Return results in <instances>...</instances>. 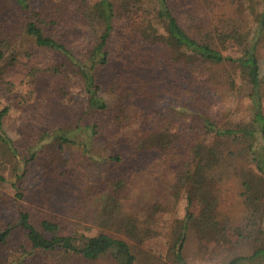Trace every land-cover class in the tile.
Listing matches in <instances>:
<instances>
[{"label": "trees", "instance_id": "trees-1", "mask_svg": "<svg viewBox=\"0 0 264 264\" xmlns=\"http://www.w3.org/2000/svg\"><path fill=\"white\" fill-rule=\"evenodd\" d=\"M6 6L22 14L23 21L13 22L12 17L0 29V60L22 36L33 46L21 49L25 61L20 63L19 79L0 68V93L10 101L0 109V164H12L9 174L20 181L27 166L49 145L57 151L56 160L62 153L69 154L66 167L78 155L83 161L106 163L114 176L103 186L87 184L80 191V203L69 213L71 220L96 231L84 246L77 247L71 234L61 233L56 220L20 208L19 256L10 264H30L37 255L56 253L54 264H73L65 258L69 254L77 264H98L96 260L108 254L113 264L142 261L138 249L145 233L131 211L128 192L135 186L136 171L149 169L159 160L171 167L163 169L162 176L166 185L172 182L174 195L186 187L187 198L197 201L213 222L218 206L215 183L230 178L227 168H218L240 161L238 195L244 204L253 203L255 215L260 212L264 192L263 200L254 203L257 194L249 164L264 182L262 76L257 56L264 33V0H7ZM238 42H249L240 56L224 53L227 45ZM42 52L52 60H39ZM65 68L75 71L76 80L67 76ZM223 71L240 80V89L246 88L248 116L239 117L234 111L216 118L205 103V88L215 89ZM40 74L59 79L51 92L61 100L48 104L46 95L41 97V113L49 129L29 134L23 147H17L4 129V119L16 106L12 100L17 83L30 79V98ZM181 76L196 92L173 94L177 104L168 101L160 110L170 96L167 89ZM71 85L82 88L84 106L74 108L80 113L76 119L59 122L54 108L69 110L71 102L65 99ZM209 135L211 141H206ZM98 140L103 155L93 151ZM3 157L16 161L3 162ZM191 164L201 170L198 182L192 181ZM7 176L0 174V184ZM12 186L20 203L24 192L16 182ZM13 230L0 231L1 246L9 243ZM180 237L179 264L184 240ZM256 258H264V239L249 257L235 256L228 264ZM0 264L7 263L1 258Z\"/></svg>", "mask_w": 264, "mask_h": 264}, {"label": "rangeland", "instance_id": "rangeland-1", "mask_svg": "<svg viewBox=\"0 0 264 264\" xmlns=\"http://www.w3.org/2000/svg\"><path fill=\"white\" fill-rule=\"evenodd\" d=\"M6 3L7 0H0V29L5 25V22L12 21V17L13 22L23 21L22 14L8 8ZM244 4L247 5V2L245 1ZM245 11L248 13L247 8ZM247 26L248 28L251 26L249 16ZM20 33L22 35L21 30ZM246 41L250 40L246 39ZM248 45L249 42L230 44L227 45L228 50L224 53L240 56ZM25 46L31 48L33 45L22 36L19 43L12 50L7 51L5 57L0 60V68L10 73L9 76L14 80L19 79L22 74L20 63L24 62L25 58L21 49ZM257 56L262 76L261 111L264 114V33L257 43ZM37 58L43 63L52 60V56L44 52L38 54ZM66 72L67 76L76 80L77 74L74 70L66 69ZM28 81H30L29 78L25 79V84L17 83L18 93H16L15 100H12L16 101L14 104L16 106L4 119V129L17 147H23L29 134L49 129V122L41 113L43 105L41 97L46 95L48 104L52 99L61 100L51 92L52 85L59 84V79L51 78L46 74L38 75L35 92L30 98L27 92L30 88ZM239 82V79L235 80L228 72L223 71L215 84V89L205 88L204 101L216 118H220L223 113L232 115L234 111L239 117L248 116L250 100L245 94L247 93L246 88L238 87ZM170 87V90L167 89L170 96L160 105V110H164L168 101L173 100L171 95L192 93L194 90L196 92V87L193 89L194 87L186 76L175 78ZM202 91L203 89L200 90V93ZM69 93L68 99H65L68 104L71 102L69 110L64 112L59 107L60 105L54 108L59 122L64 120L67 123L71 119H76L80 113H77L75 109L77 107L83 109L85 101L82 88L71 85ZM9 103V99L0 93V109ZM24 103H27L28 106L22 107ZM171 104L176 105L177 101H172ZM206 141H211L210 135L206 136ZM100 143L101 141L98 140L93 148L97 155L104 154L99 148ZM54 153L57 151L46 145V148L39 152L40 156L36 162L27 166L26 174L20 181L9 174L12 164L6 163L4 166L0 164V174L8 175L7 181L0 184V231L8 228L14 229V235L9 243L0 245V259H5L7 264L19 256L18 245L22 232L17 228V224L20 208L31 211L37 216L44 215L56 220L61 225V233L71 234L74 238V245L77 247L84 246L87 238L96 232L71 220L69 213L80 203V191L87 184L90 186L91 182L94 186H103L112 180L114 176L111 167L106 166V163L97 164L96 162L83 161L78 155L70 158L68 167H66L69 154L62 153L61 156L58 155L60 159L56 160L53 157ZM1 160L3 162L16 161L14 158L5 157ZM162 161L159 160L149 169L137 170L134 179L135 186L129 187L128 196L131 199V211L141 223L145 233V241L138 249L143 260L137 264H179L176 258V249L180 245V236L184 238L181 264H228L235 256L249 257L253 249L264 239V206L255 215L253 203L244 204L243 199L238 195L240 161L231 163L229 167L226 163L223 166L222 163L218 168L220 171L223 167L227 168L226 174H229L230 178L215 183L214 194L217 195L218 206L216 213L212 215L213 218L215 217L214 222L209 215L204 214L205 212L197 201L187 198L186 187L176 191L178 196L174 195L175 187H172V182L166 185L162 176L163 169H171V167ZM249 165L253 171L250 180L256 187L255 193L259 194L256 195L257 199L254 203H259L263 200L260 196L264 192L263 178L261 174L257 173L254 165ZM189 169L192 170V181H200L201 170L192 164ZM213 171L215 173L217 170ZM62 172L64 173L61 175ZM14 182L24 192L20 203L15 198V189L12 186ZM251 213L254 215L251 216ZM55 256L58 254H40L30 264H54ZM65 258L73 264H77L76 258L72 255L69 254ZM96 262L98 264H113L115 261L108 254L101 255ZM241 264H264V258H256L251 262L245 260Z\"/></svg>", "mask_w": 264, "mask_h": 264}]
</instances>
